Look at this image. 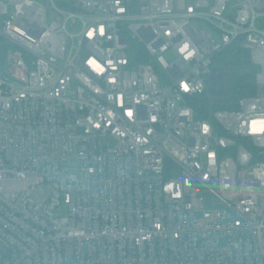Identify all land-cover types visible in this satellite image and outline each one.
I'll use <instances>...</instances> for the list:
<instances>
[{
	"label": "built area",
	"instance_id": "built-area-1",
	"mask_svg": "<svg viewBox=\"0 0 264 264\" xmlns=\"http://www.w3.org/2000/svg\"><path fill=\"white\" fill-rule=\"evenodd\" d=\"M47 1L0 0V264H264V0ZM238 38L258 93L197 117Z\"/></svg>",
	"mask_w": 264,
	"mask_h": 264
},
{
	"label": "trees",
	"instance_id": "trees-1",
	"mask_svg": "<svg viewBox=\"0 0 264 264\" xmlns=\"http://www.w3.org/2000/svg\"><path fill=\"white\" fill-rule=\"evenodd\" d=\"M5 44L0 40V52ZM213 66L227 68L224 73L223 94L220 97L206 91L203 95L191 99L197 117H212V111L219 108L233 109L244 96H253L258 93L256 79L259 69L252 61L251 52L242 46L240 38L219 52L213 61Z\"/></svg>",
	"mask_w": 264,
	"mask_h": 264
},
{
	"label": "clouds",
	"instance_id": "clouds-1",
	"mask_svg": "<svg viewBox=\"0 0 264 264\" xmlns=\"http://www.w3.org/2000/svg\"><path fill=\"white\" fill-rule=\"evenodd\" d=\"M118 11L123 12L124 9H118ZM97 31L99 32L100 36H103L105 33V29L104 26L101 25L99 27V29H89L87 31L86 38L89 40L94 39ZM170 35V33H168ZM179 54L184 58L185 61L190 60L195 54H196V50L194 48H191V45L189 42L185 41L183 44H181V46L178 49ZM86 66L93 72H95L97 75H103L104 72L106 71V66L108 67H112L113 70H115L114 65L112 64V61H106L105 64H102L96 57L94 56H89L88 59L86 60ZM181 87L183 90L188 91V85L184 82H181ZM124 100H123V96H119L118 97V104L120 106H123ZM125 115L129 118V119H133L134 117V110L132 109H127L125 111ZM152 120H155V117H152ZM205 131H207V128L205 127ZM260 132H264V121H253L251 128H250V133L255 134V133H260ZM170 187V186H169ZM181 195V193L179 191H177L175 193V197H179Z\"/></svg>",
	"mask_w": 264,
	"mask_h": 264
},
{
	"label": "water",
	"instance_id": "water-1",
	"mask_svg": "<svg viewBox=\"0 0 264 264\" xmlns=\"http://www.w3.org/2000/svg\"><path fill=\"white\" fill-rule=\"evenodd\" d=\"M45 4L48 3L47 0H43ZM227 68H219L213 66L212 70L208 76V93L220 97L223 94L224 88V73Z\"/></svg>",
	"mask_w": 264,
	"mask_h": 264
},
{
	"label": "rangeland",
	"instance_id": "rangeland-1",
	"mask_svg": "<svg viewBox=\"0 0 264 264\" xmlns=\"http://www.w3.org/2000/svg\"><path fill=\"white\" fill-rule=\"evenodd\" d=\"M232 13V11H230V14ZM48 18H49V20H51V19H53V18H55V19H61V17H60V15L59 14H57L55 11H53V9H52V7H49L48 8ZM2 38L0 37V40H1ZM170 58H173V56L171 55V56H169Z\"/></svg>",
	"mask_w": 264,
	"mask_h": 264
}]
</instances>
